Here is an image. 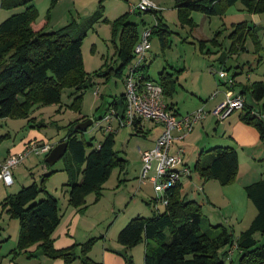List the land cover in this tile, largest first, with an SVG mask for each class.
Wrapping results in <instances>:
<instances>
[{
    "label": "rangeland",
    "instance_id": "obj_1",
    "mask_svg": "<svg viewBox=\"0 0 264 264\" xmlns=\"http://www.w3.org/2000/svg\"><path fill=\"white\" fill-rule=\"evenodd\" d=\"M151 1L156 6L154 10L158 11L156 14L159 19L169 27L170 33L167 37L169 46L163 51L160 39L156 36L152 37L150 39L151 49L146 53V60L141 66L148 67L146 74L154 81L159 80V74L163 71L174 74L178 79L177 91L168 101L176 109L186 112L187 107L192 110L195 103L205 102L212 95H216L215 92H219V95L229 90L234 92V82L229 77H235L238 82L244 84L251 85L258 81L264 83V13H253L242 2H238L234 6L226 7L223 15L208 16L194 11L191 13L193 24H190L181 22L175 0ZM139 3L140 0H32L31 4L38 11L36 24L49 21L46 26V31L49 33L58 31L73 21L78 23L87 21L97 11H100L101 5L104 13L103 20L107 19V21H100L90 29L83 43L84 69L91 76L92 81L90 82H93V85L83 91L80 110L76 108V88L66 85L62 86L63 92L59 105L36 106L27 119H0V137L9 135L0 142V160L9 149L19 147L25 139L31 138V143L49 144L55 147L64 139L70 124L83 119L93 120L94 124L86 132L80 134L81 137L90 143L92 148L99 146L106 136L105 122L100 123V121L111 110V104L126 94V75L129 68L134 66L138 60L135 58L129 64L123 77L113 75L108 82L105 76L99 77L95 73L101 69L104 71L108 67L117 68L119 66L112 23L122 15L130 13L132 7L138 6ZM25 9L26 6L9 10L2 9L0 0V24ZM156 14L130 13L129 21L138 25V33L142 37L146 30H151L157 24ZM241 22L253 28L256 41L259 42L256 46L254 40L249 37L245 44L246 50L233 52L234 43L231 34L235 26ZM215 38L219 46L212 43ZM222 70L226 71L229 77L221 78L219 72ZM246 97L248 105L254 107L257 113L261 110V116L264 119V99L257 104L251 95L247 94ZM216 104L205 111L214 110ZM239 113V111L233 113L229 120L226 118L224 121L208 116L203 123L195 126L191 136L183 142L176 143V147L185 148V164L191 169L190 177L185 176L182 180V195L201 205L203 216L213 226L219 228V233L226 228L233 233L235 239L250 227L257 213L255 206L249 201L245 192L242 193V198L248 201L246 208L240 202V198L237 199V203L232 204V199L230 200L225 186L213 179L207 181L201 179L195 173L194 166L200 154L210 149L208 148L210 146H204L203 139L215 138L221 143L219 146L234 148V144L236 145L235 148L240 156L239 170L241 162L242 170L246 167L252 171L251 174L257 179L255 182L264 180V146L261 139V144L253 151L258 155V158L254 160L247 150L240 148L233 138V133L229 131L228 121L237 117ZM113 125L118 128L117 123L114 122ZM142 126L143 133L141 134L136 133L134 126L121 127L117 130L115 150L121 158L125 159L124 168L114 169L110 179L103 186L101 196L96 198L95 194L89 195L86 199V209L84 211L77 209L81 218L77 215L72 225L66 227L65 232L60 233V238L54 240L56 249H59L57 245H61V249L68 248L65 247V243L69 241V237L73 242L71 246L77 244L79 259L72 264H82L84 258H81V252L83 249L86 251V244L91 239L93 242L90 244L88 256L94 264H128L130 258L133 264H144L146 242L131 249H127L118 242L120 231L133 219L137 217L153 219L165 211V205L158 200L154 185L149 181L150 176L146 181L141 180L143 169L141 155L145 150L154 147L153 143L160 132L161 125L154 127L153 123L144 122ZM248 126L255 128L252 125ZM205 128H208V132ZM230 137L232 139H229ZM201 139L202 142H200ZM228 140L233 146H229L232 144ZM23 149L24 147L12 154L22 152ZM260 152L262 158H259ZM47 157L46 155H30L13 171L15 184L12 187L0 185V264H65L63 258H49L37 247L30 250L33 252L31 256L30 253H19L17 251L19 221L12 218L7 209L3 208L5 200L10 195L34 183L41 185L44 175L55 171L45 181V189L58 198L61 214L65 216L69 207L67 204L69 187L66 186L68 159L60 160L47 171L44 165ZM247 163H249L248 167ZM242 176L243 174L240 175V179ZM42 197H44L43 194L37 201H40ZM238 207H241L243 211L240 221L236 216L239 211ZM63 226L64 222L58 228V233L64 228ZM255 239L259 243H264V234H256ZM228 250L232 252L227 264H239V250L226 247L221 254ZM108 253L109 257H107Z\"/></svg>",
    "mask_w": 264,
    "mask_h": 264
},
{
    "label": "trees",
    "instance_id": "obj_2",
    "mask_svg": "<svg viewBox=\"0 0 264 264\" xmlns=\"http://www.w3.org/2000/svg\"><path fill=\"white\" fill-rule=\"evenodd\" d=\"M31 2L32 0H1L2 9L9 10L21 6H26V9L0 24V119H27L36 106L59 105L62 86L66 85L76 88V108L80 110L83 91L93 85V82H90L91 76L84 69L82 47L88 31L98 22L107 21L103 20V6L101 5L100 11L85 22L73 21L70 25L49 33L46 31L49 21L36 24L38 11ZM175 2L181 22L190 24H193L191 13L194 11L208 16L223 15L226 7L234 6L238 2H242L253 13H264V0H175ZM147 12L158 13L156 10ZM130 13L122 15L112 23L119 66L108 67L104 71L101 69L95 73L99 77L105 76L107 82L113 75L123 77L124 71L136 58L134 50L141 35L138 33V25L129 21ZM156 16L157 24L151 29L150 39L158 37L164 51L169 46L167 37L170 30L168 25L159 19L158 14ZM253 31L245 22L237 24L231 34L234 43L232 51L246 50L245 44L249 37L257 46L259 41H256ZM212 43L219 46L217 38L212 40ZM147 68L145 65L140 69L145 72L146 80L154 81L146 74ZM159 76V80L154 82L163 87L165 98L168 100L177 91L178 79L173 73L164 71ZM248 90L254 102L260 103L264 99L263 82L252 83ZM124 99L125 95L119 100L124 102ZM119 100L111 104V109L118 108ZM168 107L172 109L169 104ZM257 112L245 104L240 119L257 129L264 146V119L261 112L260 114ZM85 121L88 119L72 122L64 139L59 142H68L67 153L62 158L68 159L67 203L79 211L86 209V199L89 195L95 194L96 198L101 196L103 186L110 179L114 169L117 167L123 169L126 163L115 150V134L121 127H116L115 132H106L99 146L92 148V145L80 135L87 130L76 128ZM134 127L137 134L143 133V128ZM7 137L9 135L0 137V142ZM30 144L34 143L30 142L26 146ZM49 154H46V157ZM44 165L47 171L52 167L46 160ZM194 171L203 180L213 179L225 187L232 185L237 181L239 173L238 151L233 147L217 146L202 152ZM54 172L44 175L41 185L34 183L10 195L5 200L3 208L7 209L12 218L19 221L17 245L19 253H30L31 256L33 252L30 250L37 247L49 258H63L65 264H72L79 259L77 244L64 249H56L54 245L53 234L63 218L58 198L45 189V181ZM181 189L182 183H179L167 191L168 204L163 213H159L153 219L142 217L133 219L120 231L118 242L127 249L146 242L144 264H227L232 250L221 254L226 247L239 250V264H264V243H259L255 239L256 234H264V180L245 187L247 198L255 206L257 214L250 227L237 239L226 228L219 233V228L213 226L203 216L201 205L188 200L187 196L182 195ZM41 194L44 197L37 201ZM92 242L93 239L86 244V251L83 249L81 252V258H84L82 264H94L88 256ZM15 253L18 254L16 251ZM128 264H133L131 258Z\"/></svg>",
    "mask_w": 264,
    "mask_h": 264
},
{
    "label": "built area",
    "instance_id": "obj_3",
    "mask_svg": "<svg viewBox=\"0 0 264 264\" xmlns=\"http://www.w3.org/2000/svg\"><path fill=\"white\" fill-rule=\"evenodd\" d=\"M156 9L151 0H141L131 12H147ZM151 30H146L135 46L134 54L138 62L129 68L126 78V94L123 102V115H119L118 108L113 107L104 118L107 125L105 132H115L118 127L137 126L150 122L162 125L163 131L156 140L155 146L142 153L143 169L141 180H148L154 185L158 200L165 206L168 204L167 191L182 183L185 176L190 177L191 169L185 164L186 150L176 143L186 140L195 130L197 124L203 123L208 116H214L218 121H224L233 113L243 110L246 101L242 95H235L229 90L226 100L212 111L199 109L191 114L180 116L168 107L163 87L154 81L145 79L141 72V64L146 60V53L150 50ZM221 78L228 77L224 70L219 72ZM216 96V95H215ZM100 121V123H102ZM176 148V149H175ZM53 146L49 144H30L22 152L9 155L0 162V185L12 187L15 184L14 169L24 162L30 155L44 156L49 154ZM153 173V175H152ZM151 174V175H150Z\"/></svg>",
    "mask_w": 264,
    "mask_h": 264
},
{
    "label": "crops",
    "instance_id": "obj_4",
    "mask_svg": "<svg viewBox=\"0 0 264 264\" xmlns=\"http://www.w3.org/2000/svg\"><path fill=\"white\" fill-rule=\"evenodd\" d=\"M222 64H224V62H222ZM228 77H229V74H228ZM229 79H231V81L234 82V92L233 93L235 95H242L245 98L246 105H248V99H247L246 96H247V94L251 95V93L248 90V87L250 86V84H244L242 82H238L235 77H232V78L229 77ZM235 82H236V84H235ZM258 82H262V81H258ZM227 93L228 92H221L220 95H219V92H215L216 96L215 95H212L211 97H209L210 99L206 100L205 102L202 101L203 103H195V106L193 107L192 110H189V108L187 107L185 109L186 112H181L180 110L176 109L175 106L172 103H169L168 100H167V103L172 107V109H173V110L171 109L172 111H174V112L176 111L177 114H179L180 116H182V115L185 116L186 114L195 112V111H197L199 109H207V108H210V106H214L216 103L217 104H216L215 107H217L220 103H222L225 100V98L227 96ZM190 103H191V101H190ZM260 103H257V104H260ZM52 106H54V105H52ZM239 112L241 113V111H239ZM260 112H262V111L260 110ZM240 113L238 114L237 117H235L233 119H230V121H228L229 131H230V133L231 132L233 133V138L238 142V144L240 145V148L247 150L249 152L250 156L252 155L251 157L254 160H256V158H258V155L257 154H254L253 151L257 148V146L259 144H261L260 143V135H259V132L255 128L244 124L241 121V119H240ZM231 117H229V118H231ZM229 118L227 120H229ZM156 126L157 125H155L154 127H156ZM159 128H160V132H159L156 140L158 139V137L160 136V134L163 131V126L162 125ZM203 128H204V126H203ZM205 130H207L206 132H208V128H205ZM193 132L189 136H191L193 134ZM214 139L208 138V140H206L204 138L203 139V141L205 142V145L204 146H210V147H208V148H210L209 150H211V149L219 146L221 143H219L217 139H215V140ZM229 139H232V138L230 137ZM156 140L153 143V146H155ZM30 141H31V138L30 139H25V141L23 143H21L19 145V147H13V148L9 149L8 153L5 154L1 158L0 162L4 161L10 154L17 152L22 147L25 148V146L28 143H30ZM41 142H43V141H41ZM200 142H202V139H201ZM211 142L214 143V144L213 145H210V144H212ZM228 142H230L232 144V142L230 140H228ZM229 146H233V144L232 145H229ZM234 146L236 147L235 144H234ZM235 149L237 150V148H235ZM260 156H261V152H260L259 158H262ZM248 164L249 163L246 164L247 167H248ZM251 173H252V171L250 169H247L246 167H244L243 170H242V166H241V162H240L239 178H237V181L234 184L225 187L227 189V192L229 193L230 200L232 199L231 200L232 201V204L233 203H237V199L240 198V200H241L240 202L245 206V208L248 206V201L246 199L242 198V193L245 192V187L247 185H250V184H252L253 182H255L257 180V179L254 178V176ZM241 174H243L242 179H240V175ZM14 177H15V175H14ZM65 180H67V177H65ZM231 194H234V195L232 196ZM238 208H239V211L237 212L236 216L238 218V221H240L242 219V212L243 211L241 210V207H238ZM77 215H78L79 218H81V216L79 215V212L77 211V209H75V208H73L71 206H69L67 208V212H66L65 216L62 218V221H61V224H60V225H62L63 222H64V226H63L64 228L61 229V230H59V233H58V228L60 227V225H59V227L57 228V230L53 234V239L54 240H57L58 238H60V236H61L60 233L62 231L65 232V228L72 225V222L74 221V219L77 218ZM214 233H217V231H215ZM68 239H69V241L65 243V247L66 246L69 247V246H71L73 244V242H71L72 241L71 240V237H69ZM57 247L59 249L62 248L61 245H57ZM109 256L110 255L108 253V256L107 257H109Z\"/></svg>",
    "mask_w": 264,
    "mask_h": 264
},
{
    "label": "water",
    "instance_id": "obj_5",
    "mask_svg": "<svg viewBox=\"0 0 264 264\" xmlns=\"http://www.w3.org/2000/svg\"><path fill=\"white\" fill-rule=\"evenodd\" d=\"M117 105L119 106V115H123V102L122 100H119ZM94 124L93 120H88L85 122H82L76 126L78 130H87L89 127H91ZM68 150V142H62L59 143L57 146H55L52 151L50 152L49 156L46 159V162L54 166L57 164L62 158L66 155Z\"/></svg>",
    "mask_w": 264,
    "mask_h": 264
}]
</instances>
